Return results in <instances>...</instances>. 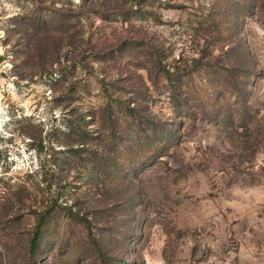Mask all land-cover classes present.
Here are the masks:
<instances>
[{
    "label": "rangeland",
    "instance_id": "374dc122",
    "mask_svg": "<svg viewBox=\"0 0 264 264\" xmlns=\"http://www.w3.org/2000/svg\"><path fill=\"white\" fill-rule=\"evenodd\" d=\"M0 264H264V0H0Z\"/></svg>",
    "mask_w": 264,
    "mask_h": 264
},
{
    "label": "trees",
    "instance_id": "16d2710c",
    "mask_svg": "<svg viewBox=\"0 0 264 264\" xmlns=\"http://www.w3.org/2000/svg\"><path fill=\"white\" fill-rule=\"evenodd\" d=\"M45 213L41 214L42 217L39 218V221L37 223V226L35 228L33 236L30 240V249H31V252H33V253H35V251L38 247V242L41 240L42 235H43V226H44L43 223H45V217H47V215H48V214L45 215Z\"/></svg>",
    "mask_w": 264,
    "mask_h": 264
}]
</instances>
